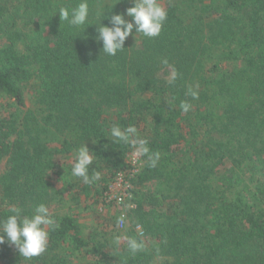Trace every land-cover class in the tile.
I'll list each match as a JSON object with an SVG mask.
<instances>
[{
	"label": "trees",
	"instance_id": "obj_1",
	"mask_svg": "<svg viewBox=\"0 0 264 264\" xmlns=\"http://www.w3.org/2000/svg\"><path fill=\"white\" fill-rule=\"evenodd\" d=\"M152 261L264 264V0H0V264Z\"/></svg>",
	"mask_w": 264,
	"mask_h": 264
},
{
	"label": "rangeland",
	"instance_id": "obj_2",
	"mask_svg": "<svg viewBox=\"0 0 264 264\" xmlns=\"http://www.w3.org/2000/svg\"><path fill=\"white\" fill-rule=\"evenodd\" d=\"M26 104L27 106H30V101L27 99L26 101ZM128 162L130 163V167L132 166V168H137L141 165V162L138 160V157L136 155L135 152H133L132 154L129 155V158H128ZM137 164V165H135ZM136 166V167H135ZM130 171H126L124 173H122L123 175H121L120 177H117L116 179V182H115V179L112 181L114 183L112 188L114 190L113 192V196L115 197H121L122 198V201H121V204H117L116 201L113 199L112 197V201H108L109 200V197H110V194L106 197L107 201L110 202V209H107L108 212L112 211V209H116L115 210V214L113 213V211L111 212V217H112V223L113 224L114 222L117 221L118 219V222H116L118 225L116 226L117 228V231L119 232H123L124 230H126L127 228H130L132 225L130 222H132L129 218V212L132 208V198H131V194L129 192V188H130V178H132V176L130 175L129 173ZM115 177V178H116ZM111 184V182L109 183ZM99 207L98 210L99 211H102L104 212V210ZM66 209V207L64 208V210ZM73 212H81L77 209L73 210ZM107 212V211H106ZM107 212V213H108ZM116 216V217H115ZM122 216L125 217L124 221H125V225L120 226L119 224V219L121 220ZM120 217V218H119ZM94 218H95V215L92 213V214H88V215H85L84 217H82V221L86 223V231L87 233L91 232V230L96 226L95 225V221H94ZM96 220V219H95ZM125 227H127L126 229H124ZM137 233H140L137 226H135L133 228ZM116 231V230H114ZM125 232V231H124ZM150 264H160L159 262L157 261H152Z\"/></svg>",
	"mask_w": 264,
	"mask_h": 264
},
{
	"label": "built area",
	"instance_id": "obj_3",
	"mask_svg": "<svg viewBox=\"0 0 264 264\" xmlns=\"http://www.w3.org/2000/svg\"><path fill=\"white\" fill-rule=\"evenodd\" d=\"M135 165H137V164H135ZM136 167V166H135ZM129 173H130V175L131 176H133V174L136 172V168H132V166H131V168L129 169ZM121 175H123L122 173L121 174H118V176L117 177H120ZM117 177L115 178V182H116V179H117ZM112 183H114V182H111V184H109V190H110V192H109V194H110V197H109V200L108 201H112V197H113V199L116 201V203L117 204H121V201H122V198L121 197H115V196H113V192H114V190H113V188H112V186H113V184ZM108 194V195H109ZM108 195H106V197L108 196ZM120 218V217H119ZM124 219H125V217L124 216H122V218H121V220L119 219V224H120V226H122L123 227V225H125V221H124ZM137 228H138V230L140 231V227L139 226H137Z\"/></svg>",
	"mask_w": 264,
	"mask_h": 264
}]
</instances>
